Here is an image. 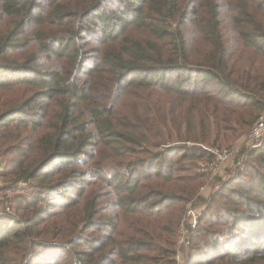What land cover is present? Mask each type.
Segmentation results:
<instances>
[{"label":"trees","instance_id":"obj_1","mask_svg":"<svg viewBox=\"0 0 264 264\" xmlns=\"http://www.w3.org/2000/svg\"><path fill=\"white\" fill-rule=\"evenodd\" d=\"M263 110L264 0H0V264H264Z\"/></svg>","mask_w":264,"mask_h":264},{"label":"built area","instance_id":"obj_2","mask_svg":"<svg viewBox=\"0 0 264 264\" xmlns=\"http://www.w3.org/2000/svg\"><path fill=\"white\" fill-rule=\"evenodd\" d=\"M264 138V110L258 115L256 121L249 129L246 135V143L252 145L253 147H258L261 140ZM211 153V158L209 160H204L199 162V168L204 173H209L217 177V180L225 181L229 178L237 167L238 170L243 169V156L235 147H224V148H210L203 147ZM230 173H232L230 175ZM235 173V172H234ZM200 190H202L200 188ZM196 203L190 202L186 207L185 217L183 218L180 225L181 235L178 237L179 246L188 244L185 238L187 228H194L197 224V220L201 214L202 208L195 205ZM177 262L181 260L180 250L176 254Z\"/></svg>","mask_w":264,"mask_h":264},{"label":"rangeland","instance_id":"obj_3","mask_svg":"<svg viewBox=\"0 0 264 264\" xmlns=\"http://www.w3.org/2000/svg\"><path fill=\"white\" fill-rule=\"evenodd\" d=\"M247 133L248 132H246V133H242L241 135H239L238 136V138L235 140V141H231L228 145H229V147L230 146H232V147H235L236 149H238L239 150V152L242 154V156H243V162H242V164H243V168H244V165H245V159H246V157H245V151L247 150V149H249V148H256V147H253L252 145H248L247 143H246V135H247ZM200 162V161H199ZM198 162V163H199ZM0 169H1V166H2V163L5 165L6 164V162H5V159L3 158V159H1L0 158ZM3 167V166H2ZM234 172L236 173V171L238 170L237 169V167H234ZM233 172V173H234ZM206 174V176H207V180H206V182L202 185V186H200V188L202 189V190H200V188L198 189V192H197V198H195V199H193V200H191L190 202H194V203H196L195 205L196 206H198V204H199V206L202 208V210L204 209V207H205V205H206V199L209 197V195L211 194L210 192H212L216 187H219L220 186V184H222L224 181H220V180H217V177L216 176H213V175H211V174H209V173H205ZM232 173H230V175H231ZM233 175V174H232ZM231 175V176H232ZM230 176V177H231ZM229 177V178H230ZM229 178H227L225 181H227ZM3 184H4V181H3V179L2 178H0V195H2V193H5L6 195L5 196H3L4 197V199H6V197H7V200L9 201H14V195H16L19 191H22V192H24L25 194H29L30 192H31V189H30V186L29 185H27V183L25 184V183H19V185L18 186H16L17 188H21V189H16V188H14V189H12L11 191L9 190V189H5V188H3ZM201 198H203L204 199V201L201 199ZM188 206V205H187ZM186 206V207H187ZM8 210L9 211H11L12 209H9L8 208ZM186 213V212H185ZM180 235H181V232H180ZM180 248H181V250H180V253H181V259H182V257H183V255H184V253H186V250H187V246L186 245H182V246H180Z\"/></svg>","mask_w":264,"mask_h":264}]
</instances>
